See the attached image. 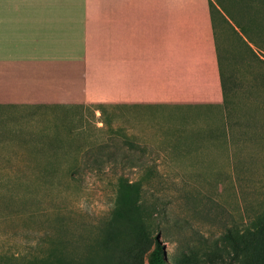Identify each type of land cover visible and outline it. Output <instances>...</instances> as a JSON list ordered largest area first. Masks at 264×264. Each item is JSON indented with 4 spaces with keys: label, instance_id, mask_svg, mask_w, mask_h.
<instances>
[{
    "label": "rangeland",
    "instance_id": "1",
    "mask_svg": "<svg viewBox=\"0 0 264 264\" xmlns=\"http://www.w3.org/2000/svg\"><path fill=\"white\" fill-rule=\"evenodd\" d=\"M216 1L222 105L0 107V264H264V0Z\"/></svg>",
    "mask_w": 264,
    "mask_h": 264
},
{
    "label": "crops",
    "instance_id": "2",
    "mask_svg": "<svg viewBox=\"0 0 264 264\" xmlns=\"http://www.w3.org/2000/svg\"><path fill=\"white\" fill-rule=\"evenodd\" d=\"M231 30L216 0H0V107L222 105Z\"/></svg>",
    "mask_w": 264,
    "mask_h": 264
},
{
    "label": "trees",
    "instance_id": "3",
    "mask_svg": "<svg viewBox=\"0 0 264 264\" xmlns=\"http://www.w3.org/2000/svg\"><path fill=\"white\" fill-rule=\"evenodd\" d=\"M224 89L227 91L226 86ZM147 264H165L162 256V248L158 242L155 243L154 248L151 250Z\"/></svg>",
    "mask_w": 264,
    "mask_h": 264
}]
</instances>
